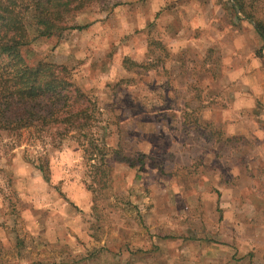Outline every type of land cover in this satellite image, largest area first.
<instances>
[{
    "label": "rangeland",
    "instance_id": "obj_1",
    "mask_svg": "<svg viewBox=\"0 0 264 264\" xmlns=\"http://www.w3.org/2000/svg\"><path fill=\"white\" fill-rule=\"evenodd\" d=\"M234 4L101 0L74 18L83 28L63 38L31 32L24 58L70 69L101 111L91 133L106 155L93 156L89 133L59 148L45 135L30 140L26 132L15 145L1 137L0 264H20L33 223L51 222L55 210L54 222L69 218L90 237L82 258L91 264H259L264 223L246 225L259 238L245 241V225L229 222L224 198L238 193L218 190L210 166L213 146L227 148L215 144L221 128L201 116L234 104V96L207 94L218 76L264 70V42ZM257 141L248 140V151ZM245 142L231 145L241 153ZM228 162L214 165L233 169Z\"/></svg>",
    "mask_w": 264,
    "mask_h": 264
},
{
    "label": "trees",
    "instance_id": "obj_2",
    "mask_svg": "<svg viewBox=\"0 0 264 264\" xmlns=\"http://www.w3.org/2000/svg\"><path fill=\"white\" fill-rule=\"evenodd\" d=\"M100 2L0 0V139L6 136L15 145L27 132L30 140L45 135L53 147L59 148L64 140H80L89 133L93 156H102L104 161L106 147H101L91 133L101 111L78 86L70 69L45 60L30 64L23 55L31 43V32L35 39L63 38L68 32L82 29L74 25V18ZM234 2V8L249 20L264 42V0ZM263 52L264 47L258 52L259 57H263ZM127 161L130 167L137 163L134 159ZM38 168L47 177L43 162Z\"/></svg>",
    "mask_w": 264,
    "mask_h": 264
},
{
    "label": "crops",
    "instance_id": "obj_3",
    "mask_svg": "<svg viewBox=\"0 0 264 264\" xmlns=\"http://www.w3.org/2000/svg\"><path fill=\"white\" fill-rule=\"evenodd\" d=\"M251 72L243 71L229 78L225 76V79H220L218 76L215 82L212 79L213 84L207 89V94L213 98L227 94L231 100L233 96L236 99L233 105L228 102L226 106L225 103L220 104L219 100V104L204 108L201 116L203 121L221 128L223 139L220 142L215 140V144L224 145L228 149L225 152L220 150L223 146L219 149L213 146V165L210 166L213 177L217 179L214 185L218 190L238 193L228 199L224 198L225 206L230 208L229 222L235 226L239 222L245 225L243 232L245 241L260 237L261 247L257 251V260L259 264H264V226L259 237L252 233L254 227L250 230L246 229V225L250 222L255 223L253 219L259 221V225L264 223V70L255 74ZM221 80L224 83H221ZM242 138L246 142L243 143L242 152L237 153L235 145L231 144ZM252 139L259 140L257 142L261 143V146L258 144L256 150L250 152L247 143ZM223 159L229 161L226 166L233 169L221 171L219 165H214V161ZM250 161L252 163H249ZM229 176L234 178L229 179ZM237 176L240 178L235 180ZM53 215L59 218L56 217V210ZM55 218H52L51 222L39 224L40 226L33 223V237L27 245L22 246L19 253L17 252L22 257L18 262L20 264H91L92 260L82 258L84 254L89 253L83 242L87 243L90 237L86 232L77 234L75 231L77 225L74 221L69 222V218H66L64 223L54 222ZM79 237L82 243L77 244ZM78 255L80 257L76 260Z\"/></svg>",
    "mask_w": 264,
    "mask_h": 264
},
{
    "label": "water",
    "instance_id": "obj_4",
    "mask_svg": "<svg viewBox=\"0 0 264 264\" xmlns=\"http://www.w3.org/2000/svg\"><path fill=\"white\" fill-rule=\"evenodd\" d=\"M235 5V4H234Z\"/></svg>",
    "mask_w": 264,
    "mask_h": 264
}]
</instances>
